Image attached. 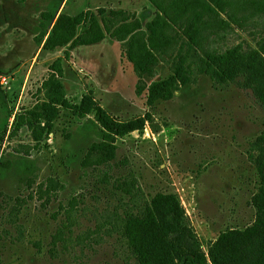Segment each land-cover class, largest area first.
Listing matches in <instances>:
<instances>
[{
    "label": "rangeland",
    "instance_id": "obj_1",
    "mask_svg": "<svg viewBox=\"0 0 264 264\" xmlns=\"http://www.w3.org/2000/svg\"><path fill=\"white\" fill-rule=\"evenodd\" d=\"M48 1L0 0V74L8 79V89H0V157L9 164L25 159L36 167L30 189L18 182L13 167L0 178V264H138L114 228L126 208L117 199L123 197L125 179L120 176L128 171L141 190L139 202L144 200L148 210L156 196L174 197L163 203L172 207L177 202L207 264L220 247V258L225 250L233 252L225 264H251L245 257L238 259L235 245L240 233L249 230L253 238L264 230L259 222L264 220V92L259 90L256 96L251 88L200 75L193 65L189 82L180 85L171 99L148 105L144 94L136 95V73L118 43L106 38L100 44L73 49L69 59L62 61L67 100L78 103L90 94L120 121L149 116L145 134L143 127L115 139L118 181H112L113 186L96 183L93 173L79 179L78 161H67V157L79 154L92 136L81 130L82 120L68 110L59 109L51 131L36 147L25 127L9 135L15 114L41 100L38 89L49 66L67 50L42 52L34 42L38 15ZM65 1L64 12L69 15L97 7L120 8L147 18L151 14L146 0ZM218 40L219 52L237 46L258 50L264 44V15L234 27ZM258 53L254 68L264 77V50ZM175 54L176 50L159 62L154 77L145 82L173 75ZM123 158L127 163L121 166ZM49 177L65 185L56 196L59 202L46 203L34 194L35 186ZM72 196L83 199L71 214L69 230L53 240L57 229L66 224L59 204ZM252 238L243 237V241ZM215 242L218 247L214 248ZM170 257L168 263L177 264L176 257ZM145 258L141 264L159 261Z\"/></svg>",
    "mask_w": 264,
    "mask_h": 264
},
{
    "label": "trees",
    "instance_id": "obj_2",
    "mask_svg": "<svg viewBox=\"0 0 264 264\" xmlns=\"http://www.w3.org/2000/svg\"><path fill=\"white\" fill-rule=\"evenodd\" d=\"M63 2L49 0L39 13L34 42L42 52L53 53L58 48L67 50L49 66L47 77L38 89L42 93L41 100L30 110L15 114L9 135L25 127L36 147L43 136L51 131L59 109L68 110L82 120L81 130L92 136L91 142L79 154L67 157V161H78L79 179L88 178L93 173L98 184L109 185L112 181H118L114 176L118 155L115 139L133 131H141L149 116L145 114L137 119L120 121L96 104L90 94L82 96L78 103L67 100L61 81L64 73L62 61L69 59V51L73 49L94 46L106 38L118 43L121 55L136 73V95L144 94L148 105L157 100L171 99L180 85L189 82L193 65L200 75L232 82L242 89L251 88L256 96L259 90L264 92V84L259 83L264 82V77H261L257 67L254 68L259 57L258 51L264 50V44L259 45L258 50L248 48L246 51L237 46L219 52L216 47L218 39L229 35L234 27L240 28L254 17L264 15V0H146L151 13L148 18L112 7L88 8L69 15L64 12L65 3L60 10ZM174 50L178 61L173 75L166 80L146 83L144 79H152L157 64ZM0 89L6 91L1 86ZM126 163L123 158L119 165ZM12 167L20 184L25 183L28 189L35 184L33 176L36 167L25 159L9 164L0 157V178ZM120 177L125 181L121 189L123 197L117 201L126 208L117 218L116 224L114 222V228L120 238L127 241L138 264L146 260L145 256L157 258V264H173L168 263L172 261V254L177 264H207L198 250L196 240L186 228L177 202L172 207L163 203L174 197L158 195L152 201V210H148L144 200L139 202L141 190L132 172H125ZM64 190L62 182L49 177L35 186L34 194L46 203L54 200L59 202L56 196ZM261 193L264 195V187ZM82 199L72 196L65 198V204L60 202L58 210L63 209L66 224L63 223L57 229L53 240H60L69 230L71 214ZM262 200L264 203V198ZM259 222L264 224L263 218ZM232 234H229L230 238ZM243 237L252 238L250 231L240 233L236 242L238 259L245 257L251 264H264V230L248 243H244ZM187 242L192 244L186 245ZM215 246L218 247L217 243ZM220 248H216L213 253L210 251L211 264H225V259L233 256L232 251L225 250L226 253L220 258Z\"/></svg>",
    "mask_w": 264,
    "mask_h": 264
},
{
    "label": "built area",
    "instance_id": "obj_3",
    "mask_svg": "<svg viewBox=\"0 0 264 264\" xmlns=\"http://www.w3.org/2000/svg\"><path fill=\"white\" fill-rule=\"evenodd\" d=\"M7 84H8V79L5 75L0 74V86L3 89H8L7 88ZM145 134V132H147V127H144V129L142 130Z\"/></svg>",
    "mask_w": 264,
    "mask_h": 264
},
{
    "label": "crops",
    "instance_id": "obj_4",
    "mask_svg": "<svg viewBox=\"0 0 264 264\" xmlns=\"http://www.w3.org/2000/svg\"><path fill=\"white\" fill-rule=\"evenodd\" d=\"M64 3L66 4V1H65V0H64V2H63V5H65ZM60 10H61V9H60Z\"/></svg>",
    "mask_w": 264,
    "mask_h": 264
}]
</instances>
